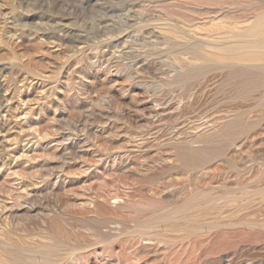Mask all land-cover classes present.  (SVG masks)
I'll return each instance as SVG.
<instances>
[{
    "label": "rangeland",
    "instance_id": "1",
    "mask_svg": "<svg viewBox=\"0 0 264 264\" xmlns=\"http://www.w3.org/2000/svg\"><path fill=\"white\" fill-rule=\"evenodd\" d=\"M0 264H264V0H0Z\"/></svg>",
    "mask_w": 264,
    "mask_h": 264
}]
</instances>
